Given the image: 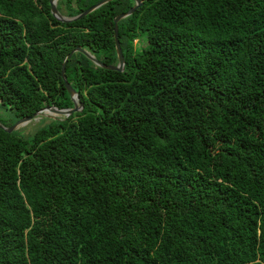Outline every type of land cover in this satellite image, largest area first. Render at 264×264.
Instances as JSON below:
<instances>
[{
	"label": "trees",
	"instance_id": "obj_1",
	"mask_svg": "<svg viewBox=\"0 0 264 264\" xmlns=\"http://www.w3.org/2000/svg\"><path fill=\"white\" fill-rule=\"evenodd\" d=\"M140 1L0 128V264H264V0ZM134 5L0 0V124Z\"/></svg>",
	"mask_w": 264,
	"mask_h": 264
},
{
	"label": "water",
	"instance_id": "obj_2",
	"mask_svg": "<svg viewBox=\"0 0 264 264\" xmlns=\"http://www.w3.org/2000/svg\"><path fill=\"white\" fill-rule=\"evenodd\" d=\"M58 1L59 0H49L51 15L61 22H71V21H76V20L90 14L94 10L98 9L99 7L103 6L104 4H106L112 0H102L99 3L95 4L94 6L87 9L86 11H84L83 13H81L75 17H72V18H65L59 14V12L56 8V4ZM140 6H141V1L135 0V5L131 9H129L126 13H123V14L116 16L113 20V24H114L113 37H114V43H115V52H116V56H117V64L116 65H105V64L99 62L98 60H96L94 58V56H92L89 52H87L86 50H83L81 48L74 49L72 52H70L65 57V59L62 63V66H61V78L63 80L65 89H66L70 99L73 102L72 108H70V109H57L55 107H48V108H45V109L38 111L32 117H26V118L20 119L19 121L15 122L10 127H4L0 124V128L2 130H4L6 133H12V132L17 131L20 127L31 122L33 119L40 117V116L47 117L49 119L68 118L69 116L81 111L82 105L78 104V101H79L78 94L71 88V86L68 84V82L66 81V78H65V67H66L68 60L71 58V56L74 53H80V54L84 55L88 60H90L97 67H100V68L106 69V70L122 72L124 70V58L122 55L120 43L118 41L117 24L119 21H121V20L129 17L130 15H132L134 13V11L136 9H138Z\"/></svg>",
	"mask_w": 264,
	"mask_h": 264
},
{
	"label": "rangeland",
	"instance_id": "obj_3",
	"mask_svg": "<svg viewBox=\"0 0 264 264\" xmlns=\"http://www.w3.org/2000/svg\"><path fill=\"white\" fill-rule=\"evenodd\" d=\"M139 45V44H138ZM2 115L0 114V117ZM44 119H49L47 117H43V116H40V117H37L35 119H33L31 122L27 123L26 125L20 127L18 129V131L22 134V135H29L31 133H33L38 127L42 126L43 125V120ZM48 122V120L46 121V123Z\"/></svg>",
	"mask_w": 264,
	"mask_h": 264
}]
</instances>
